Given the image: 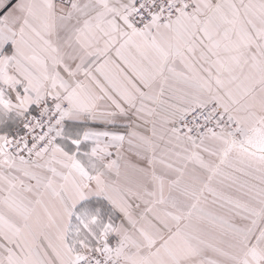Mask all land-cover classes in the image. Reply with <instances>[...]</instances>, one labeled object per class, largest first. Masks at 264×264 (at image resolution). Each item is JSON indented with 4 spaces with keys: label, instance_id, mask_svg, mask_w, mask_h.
Returning <instances> with one entry per match:
<instances>
[{
    "label": "snow or ice",
    "instance_id": "1",
    "mask_svg": "<svg viewBox=\"0 0 264 264\" xmlns=\"http://www.w3.org/2000/svg\"><path fill=\"white\" fill-rule=\"evenodd\" d=\"M0 264H264V0H0Z\"/></svg>",
    "mask_w": 264,
    "mask_h": 264
}]
</instances>
